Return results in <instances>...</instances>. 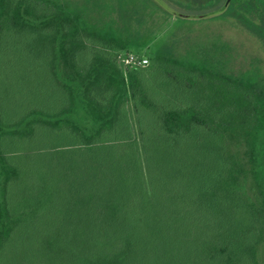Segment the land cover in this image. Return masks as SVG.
<instances>
[{
	"label": "trees",
	"instance_id": "trees-1",
	"mask_svg": "<svg viewBox=\"0 0 264 264\" xmlns=\"http://www.w3.org/2000/svg\"><path fill=\"white\" fill-rule=\"evenodd\" d=\"M147 1L177 18H193L197 15L190 9L215 6L202 16L232 15L264 38V0L242 4L243 10L259 14L260 23L231 5L225 8L226 0L198 6L174 0ZM23 2L25 11L34 12L44 2L41 12L46 16L54 5L52 0L49 5L48 0ZM22 11L20 6L14 16L0 22V86L11 81L4 74V63L13 62V72L20 63V78L16 79L20 81V116L39 111L38 115L50 118L47 114L53 113L47 109L57 99L62 111L54 115L67 112V119L33 126L30 135H36L31 137L33 141L37 137L54 141L56 154L67 156V174H61L81 190L75 206L80 203L85 222L103 225L102 237H96L94 225L83 232L88 254L96 251L101 256L111 247L104 239L126 231V249L115 255L125 254L121 264H259L264 201L249 204L239 189L248 172L264 187V96L255 93L257 74L248 72L245 83L236 86H230L228 75L198 79L192 82L194 87L176 83L178 94L173 90L164 96L157 109L153 145L143 147L145 160L131 156L126 160L131 163L128 169L115 149L128 123L125 100L136 97L137 92L129 89L107 42L117 37L118 30L105 28L82 37L79 30H69L72 25L65 14L76 19L77 27L89 24L70 7H63L62 17H48L43 25ZM75 46L79 50L73 68L86 78L87 88L80 85L78 94L68 100L50 81L59 56H67ZM46 49L53 50L50 58L42 56L44 51L49 53ZM206 67L204 61L194 62L186 74L203 75L199 69ZM172 79L179 80L178 76ZM3 106L0 101V108ZM0 117L2 128L19 118L4 112ZM234 136L245 141L243 155L232 150ZM25 138L20 145L26 144ZM28 157L20 155L19 166L10 156L0 154V234L6 235V244L15 233V227L6 223L15 178L20 177V186L38 187V167L21 160ZM62 165L54 163L52 168L59 170ZM40 168L47 174L49 167ZM58 186L55 181V192ZM98 258L91 257L89 264H101ZM105 264L117 263L110 260Z\"/></svg>",
	"mask_w": 264,
	"mask_h": 264
},
{
	"label": "rangeland",
	"instance_id": "rangeland-1",
	"mask_svg": "<svg viewBox=\"0 0 264 264\" xmlns=\"http://www.w3.org/2000/svg\"><path fill=\"white\" fill-rule=\"evenodd\" d=\"M174 1L198 6L210 0ZM244 1L247 0H231L225 8L231 5L242 10L254 22L260 23L259 14L243 10ZM50 2L51 0H48V5ZM52 2L54 5H51V13L46 16L41 12L44 2H39L34 12L25 11L23 7L25 4H21L24 3L23 0H0V22L14 16L22 6V12L25 15L29 14L27 17L30 20L37 25H43L48 17L52 20L62 17L63 7H70L83 16L90 27L86 25L77 27L76 19L67 12L65 17L72 25V30H69L73 32L79 30L78 36L86 37L105 28L118 30L117 37H112L107 42L119 71L128 82L129 89L131 87L132 93L137 92L136 97H128L125 100V110L129 114L128 123L125 126L126 132L117 140L119 147L115 149L117 156L120 157L119 161L128 169L131 163L126 160L139 155L143 158L142 161L145 160L143 147L153 145L151 135L155 129L157 109L163 97L173 92L176 83L194 87L192 82L228 75L230 86H236L245 83L246 74L253 72L257 74L255 93L264 96V38L249 30L232 15L202 16L204 13L212 12L215 6L190 9L193 15H197L193 18H177L164 13L147 0H52ZM50 27V30H55L54 25ZM73 48L67 56H59L50 81L53 89L63 91L68 100L75 92L78 94L80 85L84 90L87 88L86 78H82L73 68L74 56H77L79 50L76 46ZM46 50L49 53L44 51L42 56L50 58L53 50ZM131 54L148 58L149 65L128 64L127 58ZM197 61H204L207 66L199 69L204 72L203 75L186 74L190 65ZM13 67V62L3 65L4 74L11 81L0 86V101L4 104L3 108H0V114L4 112L12 116V119L19 118L9 121L4 128L0 126L2 149L0 154L2 157L10 156L19 166L20 155L29 154L28 158L21 160H28L38 167L36 173L38 187L20 186V177L15 178L12 184L11 193L8 195V200L12 201V209L6 223L15 227L13 231L15 233L7 244L4 242L6 235L0 234V264H89L91 257L96 259L100 255L96 251L88 254L85 249V237L82 234L88 225H94L96 237H102L103 225L85 222L80 203L75 206L81 190L77 189V186H72L66 176L61 174H67L65 171L68 164L67 156L56 154L54 141L39 137L33 141L31 137L36 135H30L33 126L53 123L59 118L67 119V112L63 110L59 117L54 115L62 111L60 100L57 99L52 100L47 109L53 113L47 114L51 116L50 118L38 115L39 111L29 115H27L29 112H26L20 116V81L16 80L20 78V63L16 66V72L12 71ZM179 72L181 76L177 75ZM177 76L179 80H171ZM164 81H167L166 86ZM175 93L178 94L176 91ZM25 136L26 144L22 146L21 138ZM230 143L234 152L243 155L246 148L243 139L234 136ZM54 163L63 165L59 170H54L52 168ZM262 163L264 164V158ZM42 166L49 167L47 174L40 168ZM55 181L59 183L57 192L54 191ZM65 185L68 188L61 190ZM239 189L249 204H258L262 199L264 201V187L258 185L251 172L242 177ZM54 194H58V197ZM125 233L126 231L120 236H112L114 239L112 237L104 239L106 245L111 247L105 248L101 259L98 258L101 264L110 263V260L121 264L120 260L125 258V254L122 253L118 257L115 255L120 249H126L128 235ZM74 234L78 235L72 237ZM102 246L101 244L100 247ZM257 254L259 264H264V239Z\"/></svg>",
	"mask_w": 264,
	"mask_h": 264
},
{
	"label": "built area",
	"instance_id": "built-area-1",
	"mask_svg": "<svg viewBox=\"0 0 264 264\" xmlns=\"http://www.w3.org/2000/svg\"><path fill=\"white\" fill-rule=\"evenodd\" d=\"M127 63L134 66L137 65L147 66L149 65V60L148 58H143L141 56L131 54L127 58Z\"/></svg>",
	"mask_w": 264,
	"mask_h": 264
},
{
	"label": "water",
	"instance_id": "water-1",
	"mask_svg": "<svg viewBox=\"0 0 264 264\" xmlns=\"http://www.w3.org/2000/svg\"><path fill=\"white\" fill-rule=\"evenodd\" d=\"M231 0H227L226 3H225V7H227L229 5Z\"/></svg>",
	"mask_w": 264,
	"mask_h": 264
}]
</instances>
